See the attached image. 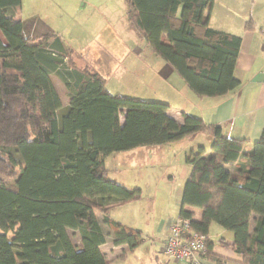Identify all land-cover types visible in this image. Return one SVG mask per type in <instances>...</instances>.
I'll return each mask as SVG.
<instances>
[{"label":"trees","instance_id":"trees-1","mask_svg":"<svg viewBox=\"0 0 264 264\" xmlns=\"http://www.w3.org/2000/svg\"><path fill=\"white\" fill-rule=\"evenodd\" d=\"M213 2L126 0L152 51L202 97L240 84L234 69L242 39L210 26ZM21 3L0 0V264H109L100 213L116 245L138 247L141 231L109 211L142 190L113 178L106 157L200 132L212 136L211 154L200 146L187 155L179 217L208 236L213 225L231 232L241 264H264V134L256 142L226 136L197 115L177 121L167 101L113 94L99 71L76 64L59 33L27 35ZM54 74L68 91L66 107ZM186 206L202 209L201 220ZM69 230L79 231L82 248ZM207 247L206 257L225 262L210 237Z\"/></svg>","mask_w":264,"mask_h":264},{"label":"rangeland","instance_id":"rangeland-1","mask_svg":"<svg viewBox=\"0 0 264 264\" xmlns=\"http://www.w3.org/2000/svg\"><path fill=\"white\" fill-rule=\"evenodd\" d=\"M18 14L24 20L27 35L39 37L49 31L59 33L74 50L73 58L79 67H92L86 60L89 52L93 64L98 58L101 65H107L104 69L108 70L106 85L113 94L169 100L176 109L189 104L183 93V83L186 82L176 70L173 76L165 79L163 87L150 81L144 63L152 60L148 56L152 54L147 53L152 49L131 23L126 0H22ZM0 36L3 37L1 32ZM154 56L163 61L155 53ZM113 58L116 67L110 62ZM53 77L57 92L66 101L69 96L66 87L62 88L56 74ZM199 135H203L200 140L205 144L207 134L201 132ZM164 145L162 148L139 146L107 156L113 178L142 190L140 198L114 208L110 214L143 231L142 237L147 241L142 243L146 255H149L153 241L150 232L159 229L170 216H178V202L191 170L186 162V153L191 149L188 139ZM150 149L154 152L153 156L149 154ZM15 181L12 179L9 183L15 185ZM70 236L75 245L82 244L79 231L71 230ZM135 255L139 256V252ZM134 261V253H129L113 264H132Z\"/></svg>","mask_w":264,"mask_h":264},{"label":"crops","instance_id":"crops-1","mask_svg":"<svg viewBox=\"0 0 264 264\" xmlns=\"http://www.w3.org/2000/svg\"><path fill=\"white\" fill-rule=\"evenodd\" d=\"M213 1L209 16L210 26L217 30L239 35L242 39L234 69V76L239 80L240 84L225 95L202 97L195 94L186 83H183V93L189 104H186L182 110L172 107L173 104L171 101L165 100L171 104L168 113L181 123L184 121L183 113L197 115L202 117L207 123L220 126L223 134L226 136L256 142L264 134V39L261 35V30L264 29V0ZM147 53L152 54L148 55L152 60L144 63V69L149 75L150 81L163 87L166 84L165 79L173 76L175 69L164 60L162 61L155 57L152 51ZM86 60L92 67L99 71L106 80L108 79V70H104L107 69V65H101L98 58L93 64L94 60L91 59L90 52ZM110 62L112 66L115 65L113 67H116L114 58ZM111 68L109 70L113 69ZM51 78L58 91L53 75H51ZM61 83L60 81L59 84L64 88L65 85ZM58 94L62 100L63 106H68L70 97L68 96V99L65 101L62 95L60 93ZM200 133H197L195 136H186L181 140L188 139L191 145L190 151L197 150L200 146H204L206 148V155H209L211 154L210 146L212 136L207 134L205 139L207 142L202 144L200 136L203 135H199ZM153 146H158L155 148H159V146L162 148L165 145ZM190 151H187L186 157ZM149 154L153 156L154 152L152 149L149 150ZM108 157H106L105 160L107 167ZM126 203L127 202L115 205L111 210ZM180 203L181 199L178 202L179 210ZM186 209L193 212V220H201L203 214L202 209L193 206H186ZM111 210L109 211V216L111 218L121 222L129 228L140 230L141 233H143L140 228L137 229V227L130 226V224L114 218V216L110 214ZM99 216L102 228L106 234V242L100 246V249L107 257L109 264H113L115 260H119L120 258H126L129 253H134L135 256V261L132 264H182L167 257L163 251L169 232V226L173 220L179 217V212L176 218L170 216L169 219L163 222L159 229H154L150 232L153 241L150 243L149 255H146L143 251L144 244L142 243L143 241L147 242L146 239H143L142 243L133 249L126 243L116 245L112 236V230L104 220V214L100 213ZM254 224L253 222L252 227ZM70 231L71 230H69V234ZM209 237L213 253L224 257L225 262L222 263L204 257L202 264H241L240 256L233 247L234 240L231 232L213 225ZM76 246L82 248V244H76ZM137 252H139V256L135 255Z\"/></svg>","mask_w":264,"mask_h":264},{"label":"built area","instance_id":"built-area-1","mask_svg":"<svg viewBox=\"0 0 264 264\" xmlns=\"http://www.w3.org/2000/svg\"><path fill=\"white\" fill-rule=\"evenodd\" d=\"M264 39V29L261 30ZM209 240L208 234L200 233L192 228L190 218L178 217L169 226L165 255L182 264H202L206 257Z\"/></svg>","mask_w":264,"mask_h":264}]
</instances>
